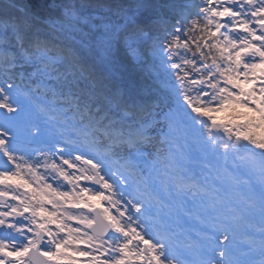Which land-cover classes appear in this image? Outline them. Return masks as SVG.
<instances>
[{"label":"snow or ice","instance_id":"obj_1","mask_svg":"<svg viewBox=\"0 0 264 264\" xmlns=\"http://www.w3.org/2000/svg\"><path fill=\"white\" fill-rule=\"evenodd\" d=\"M0 264H264V0H0Z\"/></svg>","mask_w":264,"mask_h":264},{"label":"trees","instance_id":"obj_2","mask_svg":"<svg viewBox=\"0 0 264 264\" xmlns=\"http://www.w3.org/2000/svg\"><path fill=\"white\" fill-rule=\"evenodd\" d=\"M149 64H146L141 71L136 73L138 80H142L143 78L147 77L150 83L154 82L153 74H151L152 72L149 70L148 67Z\"/></svg>","mask_w":264,"mask_h":264},{"label":"rangeland","instance_id":"obj_3","mask_svg":"<svg viewBox=\"0 0 264 264\" xmlns=\"http://www.w3.org/2000/svg\"><path fill=\"white\" fill-rule=\"evenodd\" d=\"M148 67H149V70L152 72L151 74H153V80H154V82H152L153 86L154 87H161L160 81L155 79L156 69H154L151 64H149ZM180 143H181V145H183V141H180ZM193 167L195 168L196 166L194 165ZM197 174H198V170H197ZM190 228H191V225L189 226V229ZM189 234L191 236L195 237V232L194 231H190Z\"/></svg>","mask_w":264,"mask_h":264}]
</instances>
